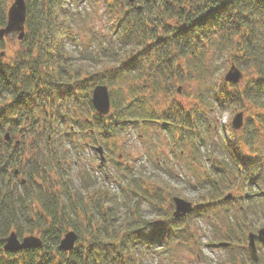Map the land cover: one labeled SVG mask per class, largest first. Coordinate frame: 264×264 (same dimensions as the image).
<instances>
[{
	"label": "trees",
	"instance_id": "1",
	"mask_svg": "<svg viewBox=\"0 0 264 264\" xmlns=\"http://www.w3.org/2000/svg\"><path fill=\"white\" fill-rule=\"evenodd\" d=\"M9 1L0 0V28L7 23ZM102 1L118 14L120 36L116 46L100 44L95 58L67 50L69 41L78 45L75 27L84 23L78 0H25L22 50L12 61L0 56V264H141L159 246L189 247L195 242L192 218L211 215L224 230L213 227L219 240L214 245L227 250L236 244L242 261L249 260L247 235L255 225L233 218L227 205L236 200L221 194L245 183L264 184V0ZM208 53L219 62L209 64ZM94 60L95 68L84 63ZM232 63L254 70L241 90L224 79ZM192 78L196 97L189 107L177 99V84ZM99 84L110 92L106 115L92 103ZM154 93L166 98L160 110L149 108L146 96ZM213 107L256 114L245 117L242 135L229 122L233 140L224 142L225 153L244 156L233 159L236 166L255 169L243 174L230 165L228 171L216 169L218 178L203 171L201 192L189 199L190 214L175 218L165 208L181 194L178 187L160 176L133 174L119 162L116 177L102 178L118 190L99 183L85 166L76 184L72 166L80 154L101 142L107 149L128 126H156L175 144L188 138L199 151L212 135L206 114ZM145 205L156 217H146ZM240 211L254 217L260 208ZM69 230L78 238L65 251L59 244ZM13 231L19 238L37 233L42 245L7 251L4 238ZM228 259L235 262L233 251Z\"/></svg>",
	"mask_w": 264,
	"mask_h": 264
},
{
	"label": "rangeland",
	"instance_id": "2",
	"mask_svg": "<svg viewBox=\"0 0 264 264\" xmlns=\"http://www.w3.org/2000/svg\"><path fill=\"white\" fill-rule=\"evenodd\" d=\"M13 1L14 0L9 1V6ZM78 1V9L81 12V18L84 23L75 27L78 45L75 46L69 41L66 45L67 50L73 55H79L83 52L86 57L92 55L95 58L96 54H98L97 51L100 44H110L111 46H116L118 44V37L120 34L115 33V20L118 14L112 13L111 9L108 7V3L102 0ZM93 33L98 36L94 37ZM2 43L3 45L0 46V51L4 52L6 61H12L18 57V54H20L22 50V44L17 38V33H11L4 37ZM103 59L106 60L105 58ZM205 59H207L209 64L213 61L214 63L219 62L218 57L213 53H208ZM84 63L85 65H95V60L94 62L85 61ZM97 66L98 65L90 66V68H95ZM229 66L230 64L227 69ZM244 69L245 70L241 69L244 74L243 79L237 83V88L240 90L245 87L254 73V70L249 66H245ZM177 85L181 86L180 92L176 95L177 99L180 100L182 104L189 107L193 105L194 98L196 97V92H194L196 90V80L193 78L187 81L184 80L183 83H178ZM146 97L149 108L160 110L164 107L166 98L161 93H154ZM252 109L255 108L252 107ZM234 115L235 112L232 113L231 110L221 111L216 107L207 111L206 124L210 125V134L212 135H210L209 140L204 139L202 143L200 142L199 151L195 150L188 138L175 144L174 140L170 139L166 132H162L156 126H128L122 131V134H116L115 137L112 138L107 149L102 142L94 145V147L101 145L106 150H104L106 159L103 164H100L99 154L93 147L91 148L88 146V148L80 154L79 162L74 163L72 166L76 184L79 185L77 179L78 169L85 166L90 169V172L97 178V181H100L99 183L103 185L104 183L108 184L112 189L118 190L115 183L110 181H105L103 183L102 178L104 175L107 176L106 180H109L111 176L116 177L117 167L115 164L119 162L122 167H130L133 174H137L138 176L150 177L156 175L157 177L160 176L169 181L180 189L181 194L176 196L187 200L195 198L196 195L201 192L200 181L202 180V182H204L205 180L201 175L205 172L210 174L213 169L209 166L210 162H208L207 159L209 157L213 160L215 159L214 164L218 165V159L226 158L224 142L232 138L228 124L232 121ZM250 115L253 117L256 116L255 113L244 111V119L246 116ZM236 131L239 135L243 134L241 128ZM14 139L19 140L20 135H15ZM41 148L44 149V143L41 144ZM66 148L72 150L70 145H66ZM202 166L206 167L205 172H203ZM22 177L23 175L19 174L17 178L21 179ZM214 177L218 178L216 173L212 175V178ZM206 185L210 186L209 183H206ZM232 189L234 188L225 190L221 196H224ZM254 189L256 188H252V190ZM238 196L239 198L245 196V192L242 190ZM240 201L243 202L242 200ZM173 205L174 204L171 205L169 202H166L165 208L169 209V212L172 213L174 211ZM229 206L231 207L230 211L232 212L230 214L233 218H235V216L236 219L238 217L240 219L243 218V211H240L237 201H234V204L229 202L227 207ZM254 206H256V204ZM144 213L148 218L156 217V214L151 210L149 205L144 206ZM258 214H255V219L258 217ZM192 219L191 230L195 234V242L191 243L189 247L177 246L175 244L167 247V250L173 248L172 252H168L167 250L163 251L164 248L159 246L157 248L159 251L158 253L154 254L152 251L146 252L141 258V264H234L228 259V256L230 255V251H233L234 256L239 252V247H237L236 244L235 247L227 250L223 249L221 246L214 245L218 244L219 240L215 236L213 227L215 225L221 227V230L218 231L220 234H223L224 230L222 226H220L223 225V223L215 218L214 215L210 217H193ZM223 227L228 231L226 225ZM251 230L252 229H250V232H253ZM33 234L39 236L37 233ZM262 253L263 250L261 251V254ZM237 261L240 263L241 260L237 258Z\"/></svg>",
	"mask_w": 264,
	"mask_h": 264
},
{
	"label": "water",
	"instance_id": "3",
	"mask_svg": "<svg viewBox=\"0 0 264 264\" xmlns=\"http://www.w3.org/2000/svg\"><path fill=\"white\" fill-rule=\"evenodd\" d=\"M27 9L25 0H14L9 6L7 11V23L4 27L0 28V39L8 36L11 33H17V38L22 40L25 36V21H26ZM0 56H4V52L0 53ZM243 78V73L240 68L232 63L224 79L227 82L239 83ZM180 91V87H178ZM92 103L96 111L102 115L109 113L111 108L110 92L107 85H96L92 91ZM244 122L243 112L236 113L232 119V126L234 129L242 127ZM6 139H9V134L6 133ZM96 150L100 154L101 162L104 160L103 150L101 146H98ZM229 196V195H228ZM226 196V197H228ZM173 201L175 204V210L173 212L174 217L178 218L190 213L193 210V203L185 198L174 196ZM78 235L74 230H69L64 234L60 240L59 247L65 251H70L76 241ZM256 239L264 242V227L260 228L257 232H250L248 234V251L252 260H258V253L256 248ZM42 245V240L39 236L28 235L19 238L16 232H11L4 238V249L7 251H19L29 248H37Z\"/></svg>",
	"mask_w": 264,
	"mask_h": 264
},
{
	"label": "flooded vegetation",
	"instance_id": "4",
	"mask_svg": "<svg viewBox=\"0 0 264 264\" xmlns=\"http://www.w3.org/2000/svg\"><path fill=\"white\" fill-rule=\"evenodd\" d=\"M230 140H233V139L231 138ZM225 155H226L225 159H218L217 160L218 165L214 164L215 159L213 160L210 157L207 159V161L210 162L209 166H211V168H213L212 172H211L212 174L217 173L216 169H219V172H221L223 170L228 171L230 165L232 168H235L236 165L233 162V159L234 158H241V159L244 158L243 155H238V154L237 155H235V154L231 155V154L226 153ZM238 166H239L238 169L243 174L247 173V172L253 173V170L255 169L254 166H250L247 164L245 165L244 163H238L236 167H238ZM261 167L264 168V164ZM203 171H206V167L203 168ZM252 188H256V189L252 190ZM242 190H243V192H245V196L239 198L238 194ZM250 190H252V191H250ZM230 192L232 194V198H234L237 201V204H238L240 210H242V209L246 210V208L248 206L253 207L254 209L257 207H259L261 209V211H258L259 216L256 219L254 217H250V216L248 217L245 214V212L242 214V217L246 218V221L250 225H255V228H254L255 230H251V231L257 232L260 228L264 227V184L262 186L255 184L254 187H248L247 184L245 183V185L243 187L239 186L237 188H234V190H231ZM240 200H242L244 202L250 201V203H252L253 205L252 204L247 205L246 203H243ZM255 204L257 207L254 206ZM254 214H256V213H254ZM255 242H256V248H257V253H258V260H252L250 258L248 246H247V243H248V235H247V243H246L247 252L246 253L248 255L249 260L242 261V259L240 257V251H239L235 254L234 264H264V254H263L264 253V242L260 241L259 239H256ZM262 250H263V253L261 254ZM237 258H239L241 260L240 263H238Z\"/></svg>",
	"mask_w": 264,
	"mask_h": 264
}]
</instances>
